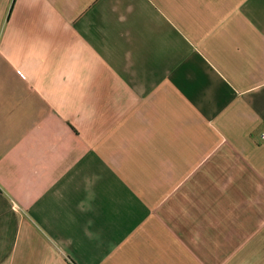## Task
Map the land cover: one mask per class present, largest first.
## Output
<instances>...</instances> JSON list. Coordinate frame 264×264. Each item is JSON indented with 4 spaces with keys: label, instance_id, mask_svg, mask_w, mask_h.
I'll return each instance as SVG.
<instances>
[{
    "label": "crops",
    "instance_id": "crops-1",
    "mask_svg": "<svg viewBox=\"0 0 264 264\" xmlns=\"http://www.w3.org/2000/svg\"><path fill=\"white\" fill-rule=\"evenodd\" d=\"M0 264H264V0H0Z\"/></svg>",
    "mask_w": 264,
    "mask_h": 264
}]
</instances>
